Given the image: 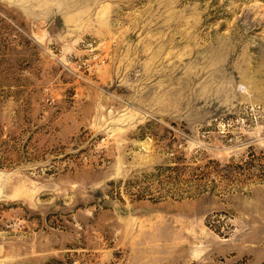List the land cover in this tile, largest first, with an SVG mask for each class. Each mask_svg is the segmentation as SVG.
<instances>
[{"label":"rangeland","instance_id":"374dc122","mask_svg":"<svg viewBox=\"0 0 264 264\" xmlns=\"http://www.w3.org/2000/svg\"><path fill=\"white\" fill-rule=\"evenodd\" d=\"M0 264H264V0H0Z\"/></svg>","mask_w":264,"mask_h":264},{"label":"trees","instance_id":"16d2710c","mask_svg":"<svg viewBox=\"0 0 264 264\" xmlns=\"http://www.w3.org/2000/svg\"><path fill=\"white\" fill-rule=\"evenodd\" d=\"M216 165L217 167L220 166L218 162L215 161L209 162V167H211V164ZM214 166V167H216ZM201 166L197 165L193 171H199L198 173H193L192 176H190L188 179H181V175L188 172L187 167L185 166H177V165H163L158 166L155 168L156 173H152L149 177L151 181H156L157 183H160V188L164 189L166 186V195H178L177 193H180L182 190L181 187L179 188L180 184L184 183L186 186V182L193 181L194 185H197V189H195V192H203L204 189H210L211 187H215V178H210L209 174L205 172ZM219 168V167H218ZM217 168V173L222 172V176L224 179H227L228 177H224L225 173L228 172L227 166L222 167L221 169ZM216 171V168L213 169ZM133 186V185H131ZM210 187V188H209ZM139 195V194H138ZM137 195V196H138Z\"/></svg>","mask_w":264,"mask_h":264}]
</instances>
